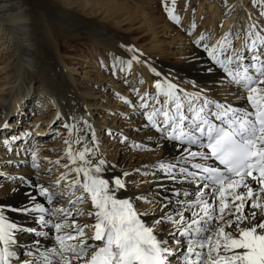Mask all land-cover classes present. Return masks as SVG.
I'll return each instance as SVG.
<instances>
[{
  "label": "snow or ice",
  "instance_id": "snow-or-ice-1",
  "mask_svg": "<svg viewBox=\"0 0 264 264\" xmlns=\"http://www.w3.org/2000/svg\"><path fill=\"white\" fill-rule=\"evenodd\" d=\"M167 11L179 23V16L171 8ZM230 35L225 32L209 45L201 34L194 43L203 45L223 71L221 84L240 91L245 107L207 97L200 103L199 92L188 93L170 82L165 89L155 81L156 95L146 91L139 107L151 128L176 143L179 154L108 177L105 174L116 165L100 156L98 147L73 149L84 137L66 139L67 171L51 186L19 178L44 202L31 192L19 207L0 200V264H264V37L256 33L251 43L246 38L237 49ZM128 50L133 51L131 46ZM131 59L139 61L136 55ZM161 94L166 98L161 100ZM64 127L71 135L73 127ZM96 143L93 131L92 144ZM32 159L33 168H38L35 152ZM132 174L151 176L152 181H132ZM160 179L174 187L157 183L147 195L131 191ZM185 184L191 190L182 191ZM16 191L13 188L11 194ZM89 202L86 215L94 223H79L77 217L85 215L82 205ZM9 212L31 217L39 230L18 223ZM32 234L50 236L52 243L41 249L35 240L20 259L18 251L26 248L20 237Z\"/></svg>",
  "mask_w": 264,
  "mask_h": 264
},
{
  "label": "bare ground",
  "instance_id": "bare-ground-1",
  "mask_svg": "<svg viewBox=\"0 0 264 264\" xmlns=\"http://www.w3.org/2000/svg\"><path fill=\"white\" fill-rule=\"evenodd\" d=\"M96 1H98L100 5L96 4ZM171 1L172 0H163V2L160 0H156L155 2L154 0H0V123L6 117V114L15 113L16 119L11 121V123H13L17 118L24 117V113L29 108L33 110V114H37V117H35L36 121L34 120L35 122L32 123L33 126L28 129L34 130L39 127V129H37L38 132H43L45 129L46 131L44 133H40L45 135L48 132L47 129L52 125L51 116L55 114L57 117H62V119L65 120V124L73 127L71 135L68 133L67 129L65 130L66 132L63 140L61 144L59 143L65 158L66 145L64 141L66 139L75 140L78 135L84 137L82 145L73 144V149H81L82 147L97 148L100 145L98 137L100 135L103 137L104 134H108V136H112L113 139L117 133H120V135L128 133L125 128L117 124V120L115 124L111 123L107 126L105 132H102V129L94 126L95 123L92 122L93 118L88 114L89 112L87 109H90L92 105H101L99 102L100 99H95L96 96L92 92V88L91 90H89V88H82L80 87L81 85L79 86L75 83L70 73L72 68L69 67V60H63L61 58L62 52L67 54L73 53V51L77 49L76 46L82 44H88L92 48L101 49L103 53L105 52L104 48L106 50H111L112 54L121 59L120 61H122L123 64H127L128 61H131V68H129L131 74L137 73L138 75L140 74L141 77L143 76L145 87L150 84V81L151 84H154L155 81L160 80L162 87L166 89L167 83L174 80V82L170 83L177 85L178 88L188 93L199 92L201 97L200 103H202L204 97H207L214 101H220L221 103H230L234 107H245L246 100L238 98L241 96L240 91L235 87H229L227 82L221 84V80L224 77L223 71L209 59L207 53L204 51L203 45L194 43L204 31L199 32L200 30L198 31V29L200 28H197L198 32L193 34V38H189L188 32L190 30V25L193 23L190 24L188 21L189 17L187 15L184 16L186 13L182 15L180 23H171L165 20L162 13L160 14L157 12L158 10L156 8L159 10L162 8L169 9L171 7ZM249 1L251 0H248L247 3ZM255 1L256 0H252V4ZM213 2L218 4L217 0H212L211 4ZM223 2H225L223 8L224 13L227 14L226 16L234 15V19H236L238 23H235L233 27L231 26L224 32L223 30L219 31V34L213 35L212 33L210 38L212 40L214 39V42H217L225 32H230L231 37L233 34L237 35L240 33H236L238 29L241 32H246V35L247 29H251L252 35L250 36V41H252L259 29L258 27L257 29L253 27L254 21L252 18L258 16L255 10L250 11L253 8L252 4H244V2H246L245 0H223ZM257 2H259L260 5L263 3L260 0H257ZM88 3L90 4L87 5ZM99 6H102V13L99 14L105 13V19L117 17L118 22L132 21L134 18H137L132 15L138 13L147 15L146 20H142L141 23L147 22V20L150 19L152 27L149 28V31L152 32L154 31L153 29H156V25L161 23L160 26L162 29L160 30L163 34L169 35L168 44H172L174 51L177 47L181 46L178 52L175 53L176 58H179V62L168 63L164 58H154L145 55L144 52L141 51L143 47L139 45V42L144 40V34L139 36V38L134 36L143 32L140 30L142 27L137 26L136 28H129V26H131L129 25L126 27L127 30L130 31L129 33L127 31L122 32L116 30L111 23L97 18L99 14L95 12L98 11ZM210 7L211 5L209 4V8ZM213 11L215 14H218L221 10L217 5L213 8ZM86 14L91 16H86ZM156 14H159V16ZM126 16L129 18L127 17L126 19ZM241 18L242 20H240ZM229 20L230 18L227 17L225 19L226 23ZM256 22L257 21H255V23ZM262 33L264 36V32ZM241 38H243V36ZM256 43L258 45V39ZM129 46L132 47L133 51L128 50ZM238 46H236L237 49L242 45ZM71 47H73L74 50ZM171 52L174 53L173 51ZM168 54V52L159 53V55L163 57L171 58L170 54ZM133 55L138 56L139 61L132 60L131 58ZM209 68L212 70L209 71ZM120 69L121 68H112L114 72L120 73L119 75H123L127 71V68L123 69V71H120ZM143 69H146L145 74H141L142 71H144ZM150 69H154L155 71H150ZM102 70L103 73L99 74L104 80V83H107L108 86H113L114 90L120 91L116 83L113 82V76H111L112 81L107 82V80H105L109 75L107 64ZM157 73L159 75H157ZM32 82L36 84V87L33 86V89H36L35 93L30 87ZM103 85L104 84H102V86ZM85 93L87 96H85ZM180 95L183 96V93ZM123 96L124 98L127 97V93L123 94ZM25 102H28V105L27 109L23 110L22 105L26 106ZM128 103L131 102L128 101ZM200 103L196 106L199 107ZM123 105L124 104L116 107L118 111ZM48 111H52L50 117H43L44 120H40L42 119L40 114ZM148 111L151 110L149 109ZM135 112H138L137 108ZM38 120L39 123L37 124ZM137 121L138 131L135 132L134 136L136 143L131 146L135 150L131 148L129 154H126L128 157L126 155L123 156L122 151L114 147V141H111L108 146L105 145L98 148V154L100 156H103L110 164L116 165L114 170L105 174L106 176L110 177L113 172H119L121 169L131 172V170L141 167L142 165H150L160 158L167 161L179 154L176 143L163 139L159 132L151 128L144 116ZM93 131L95 132L96 144H92ZM1 137H3L2 131ZM22 138L23 140L25 139L24 137ZM112 144L115 148L114 151L111 153L105 151ZM136 144L145 146V148L142 147L137 150L134 146ZM8 145H11L10 142ZM157 145L160 146L157 147ZM18 147L20 146H17V148ZM197 148L198 146H193V150ZM4 152L5 151H3V153ZM3 155L0 153V176H7V180L0 178V200L10 203L14 207L26 204L27 197L25 194L29 192L37 196L38 202H44V198L39 197L34 188L20 182V177H24L27 181L42 183L44 186H51L52 182L55 181L61 173L67 171V169L62 166L61 169H63V171L61 170V172H58L56 175H48L44 173L48 172V169L43 171L41 166L40 168H33V160L23 154V152L20 155L11 154L9 157ZM45 155H40V157L45 159L44 161L46 164H49L47 163L48 161H46L49 156ZM37 161L38 159H36V163ZM64 161V165L68 164L67 159ZM209 163L215 162L210 160ZM59 164L62 165V163ZM137 176H139V174H132L129 179L137 182ZM71 178H73V174L70 173L68 182H70ZM146 181H152V177L147 176ZM157 183H163L169 189L174 187V185L170 184L167 180L160 179L150 184H140L139 187L134 186L131 191L147 195L148 192L156 189ZM63 184L64 182L62 181L61 187ZM13 188L17 189L14 195L11 194ZM185 189L191 190L187 184H185L181 190L183 191ZM5 192H8L9 195L6 196L4 194ZM167 194L171 195V192L169 191ZM161 195H164V193L161 192ZM68 198L70 199L71 196ZM62 203H64V201H62ZM82 207L85 212L86 210H91L90 202L82 205ZM142 207L145 206L142 205ZM7 214L18 223L23 222L26 225L37 227L39 230V226L32 223L31 217L15 212H9ZM77 220L79 223H94V220L89 216L77 217ZM89 235H91V233H89ZM20 239L26 246L25 249H20L18 251V257L20 259L25 258L26 249L33 248V242L35 240L40 241L41 249H43L45 245L50 246L52 243L50 236L40 237L36 234L23 235Z\"/></svg>",
  "mask_w": 264,
  "mask_h": 264
},
{
  "label": "rangeland",
  "instance_id": "rangeland-1",
  "mask_svg": "<svg viewBox=\"0 0 264 264\" xmlns=\"http://www.w3.org/2000/svg\"><path fill=\"white\" fill-rule=\"evenodd\" d=\"M123 1H130V0H123ZM155 1L156 0H154V2ZM160 1L163 2V0H160ZM210 1L212 2V0H172L171 7H170L173 10V15L179 16V23L181 22L182 15L186 13L184 14V16L187 15L189 17L188 21L190 22V24L191 23L195 24L194 28L192 27L193 24L190 25V30L188 32L189 38H193L194 37L193 34L195 32H198L199 30H200L199 32L204 31L203 34L207 37V40H205V42L206 44H209V45L216 43V41L214 42V39L212 40L210 38L212 33L213 35L219 34V31L223 30L224 32L226 29L230 28L231 26L233 27L235 23H238V21L234 19V15L226 16L227 14L224 13L223 7L225 6L224 5L225 2H223V0H220V1L217 0L218 4L213 2L212 4L214 5H212ZM245 1L246 2H244V4H247V5H249L250 3L252 4V0L249 1L248 3H247L248 0H245ZM260 1H262L263 3H261L260 5L259 2H257L256 0L252 4L253 8L250 11H253V10L256 11L255 13L257 14L258 17L252 18L255 24L253 25H254V28L256 27L255 29H257V27L259 28L257 33H259V35L262 37L263 36L262 32H264V15H261V13L264 12V0H260ZM89 4L90 3H88L87 5ZM96 4L100 5L98 1H96ZM209 4L211 5L210 8H209ZM217 5L220 7V10H221L218 13L219 15L215 14L213 11V8L216 7ZM101 8L102 6H99L98 11H96L95 13L96 14L102 13ZM156 9L158 10L157 11L158 13L160 14L162 13L166 21H170L171 23H176L174 20L169 18V13L167 9H164V8L160 10L158 8ZM156 15L159 16V14H156ZM224 15L226 16V18L227 17L230 18V20L227 22L228 24L225 21L226 18ZM86 16H91V15L86 14ZM104 16H105V13L99 14L97 18H99L100 20H104L108 23H111V25L115 27L116 30H120L122 32L127 31L129 33L130 31L127 30L126 28L129 25H131L129 26V28L130 27L136 28L137 26H141L142 28L140 30H142L143 32L138 33L137 35H134V36L139 38V36H142L144 34L145 36L143 37L144 40L139 42V45L143 47L141 51H143L145 55H149L154 58H159V57L164 58L166 59L168 63L179 62V58L178 57L176 58L175 53L178 52V49H180L181 46L177 47L174 51V48H172V44H168L169 35L163 34V32H161L160 30L162 29V27L160 26L161 23L157 24L156 29H153L154 31L152 32V31H149V28L152 27L150 19L147 20V22L149 21L150 23L149 22L141 23L142 20H146L147 15L138 13V14L132 15L134 17L136 16L137 17L136 19L134 18V20L132 21H122V22H118L117 17L116 18L114 17L112 19H109V18L105 19L106 17ZM142 16H143V19H142ZM127 17L128 16H126L125 18L127 19ZM240 20H242V18ZM255 21L257 22L255 23ZM156 22H159V21H156ZM197 28H200V29H198L197 31ZM236 33L238 34L237 35L233 34L229 38L232 41L233 48H236L238 44L239 46L244 45L246 42V38H247V43H251L250 41V36L252 35L251 30L249 31V29H247V35L245 34L246 32H241L239 29L236 31ZM130 36L134 37L133 35H130ZM242 36L243 38H241ZM258 41H259L258 43L259 45L260 40ZM153 45L156 47H154ZM76 47H77L76 51L74 50L73 47H71L74 50L73 53L67 54L65 52H62L61 58L63 60L65 59L69 60V67L72 68L70 73H71V76H73L75 83L79 86L81 85L80 87L82 88L83 87L87 89L89 88V90H91L92 88L93 89L92 92L96 96L95 99L101 100V101L99 100L101 105L100 104L92 105L90 109L86 108L89 112L88 114L93 118L92 122L95 123L94 126L98 127L99 129H102V132H105V128L107 126H109L111 123L115 124L118 121L117 124L120 125L122 128H125L128 132L126 134H121L122 136L120 135V133H117V134L115 133L116 136H114L113 139H112V136L109 137L108 134H104L103 137L101 135L98 136L99 141H100V145L98 146V148L103 147L105 145L108 146L111 143V141L112 142L114 141L113 142V144L115 143L114 147L118 148L119 151H122L123 156L126 154H129V151L132 148L131 146H133L132 144L136 143L135 138H134L135 132L138 131L137 130L138 125L136 124V122H138L137 120H140V118L144 116L143 115L144 109L139 107L140 102H141V96H143V94L146 91L149 92L151 95L155 96L156 89L154 88V84H151V81H150L149 82L150 84L145 87L144 86L145 80L143 76L141 77L140 74L138 75L137 73L131 74V70L127 67V64L125 63L123 64V62L120 61L121 59H119L117 56L115 57L112 54L111 50H106L104 48L105 52L103 53L101 49L92 48L88 44L77 45ZM171 51H173L174 53H172ZM164 52L166 53L168 52L171 58H167V57H163L162 55H159V53H164ZM104 64L105 65L107 64L109 75L111 74L110 76L108 75L105 80H107V82L112 81L111 76H113L114 78L113 82L116 83V86L119 87L120 91L114 90L113 86H108L107 83H104V80L102 79L100 75L103 73L102 68H105ZM112 68L114 69L127 68L126 69L127 71L123 75L122 74L119 75L120 73L115 72V76H114L113 74L114 71L112 70ZM143 70L144 71H142L141 74H145L146 69H143ZM170 82H174V80H171ZM102 84H104L103 85L104 87L102 86ZM30 85L29 86L31 87V90L33 89V86L36 87V84H34V82H32ZM180 85H183V84H180ZM32 91H34L35 93L36 89H33ZM125 93H127V97H125V100L128 99L127 101L131 103H125V100L122 101L121 97H124L123 94ZM85 96H87L86 93H85ZM163 98L165 99L166 97H164L161 94L160 99L163 100ZM122 104L124 105L118 111L116 107H119ZM25 105L26 106L22 105L23 110L27 109L28 102H25ZM136 108L138 109V112H135ZM149 109L152 110L151 103L149 105L148 110ZM32 111L33 110L28 108V110H26V112L24 113V117L17 118V120L13 121V123H11V121L13 119H16L15 113H10V114L5 115L6 117L0 123L2 125V126L0 125V129L3 135V137H1V131H0V153H2V155L4 154L3 156L9 157L11 154L20 155L23 152V154H25L26 156L32 159V153L35 152L37 154V159H38L37 161V164L39 165L38 168H40L41 166V168H43V171H46L48 169V172H44V173L48 175H56L58 172H61V170L63 171L61 167L64 166L65 164L64 160L67 159V157L65 158V155L63 154V150L61 149V146H60L61 141L63 140L64 134L66 132L65 131L66 128L64 127L65 120L62 119V117H59V116L57 117V115L55 114L54 116H51L52 125L49 127V129H47L48 131L47 134L43 135L40 133H44L46 131L45 129L43 130V132H38L37 129H39V127L34 130L28 129L29 127L33 126L32 123L36 121L35 117H37V114H33ZM51 114H52V111L42 112V114H40L42 119L40 120H44L43 117L44 118L50 117ZM38 123H39V120L37 124ZM21 125H24V126H21ZM13 137H18L19 139L13 140L12 139ZM22 137H24L25 139L23 140ZM123 137H127L126 143L121 142ZM6 139L10 142L11 145L4 144V141ZM105 139L108 141H106ZM113 144L110 145V147L107 148L105 151L109 153L113 152L115 149L113 147ZM17 146H20V147L17 148ZM142 147L145 148V146H141V145L139 148H142ZM132 149L135 150L134 148ZM136 149L139 150L138 148ZM3 151L5 152L3 153ZM40 155L49 156L48 158L49 160L48 159L46 160L48 161L47 163L49 164H46L44 161L45 159L41 158ZM126 156L128 157V155ZM57 161H59L58 164H57ZM59 163H62V165ZM0 178L3 180H7V176H3V177L0 176ZM136 181L137 182L146 181V177H144L143 175H139L137 176ZM144 206L147 207V205H144ZM87 212L88 210H86L84 216H87L86 215Z\"/></svg>",
  "mask_w": 264,
  "mask_h": 264
}]
</instances>
